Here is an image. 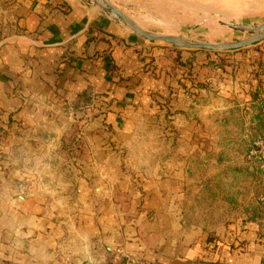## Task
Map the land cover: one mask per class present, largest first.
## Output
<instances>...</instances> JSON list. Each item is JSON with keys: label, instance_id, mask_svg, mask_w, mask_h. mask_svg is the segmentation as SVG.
<instances>
[{"label": "crops", "instance_id": "1", "mask_svg": "<svg viewBox=\"0 0 264 264\" xmlns=\"http://www.w3.org/2000/svg\"><path fill=\"white\" fill-rule=\"evenodd\" d=\"M176 55L87 0H0V114L19 131L10 144L26 148L34 131L42 155L28 168L24 154L17 197L4 181L0 264H264V214L248 208L264 172L246 160L264 137V44L195 54L190 74ZM92 95L102 116L74 141L73 106ZM160 122L162 166L124 171L110 147ZM54 156L79 167L74 185L42 181Z\"/></svg>", "mask_w": 264, "mask_h": 264}, {"label": "rangeland", "instance_id": "2", "mask_svg": "<svg viewBox=\"0 0 264 264\" xmlns=\"http://www.w3.org/2000/svg\"><path fill=\"white\" fill-rule=\"evenodd\" d=\"M113 3L119 5L129 16H131L136 23L141 27L160 34H169L184 36L192 39L196 42H210V43H226V42H237L250 36L247 32L234 29L233 25H257L264 22V0H111ZM238 10V11H237ZM155 48H162L171 52L172 56L174 53L177 55L173 59L175 67H183V71L190 74V60H194L195 54H207L208 56H214L215 61H222L226 55L236 54L240 51L232 52H213L205 50H189V49H178L173 46L163 43H152L147 42ZM261 44H264L261 43ZM260 45V44H259ZM254 47V46H253ZM252 48V47H248ZM188 53L185 57L180 56L181 53ZM179 56V57H178ZM148 57V56H147ZM146 57V58H147ZM151 57V56H150ZM148 57V58H150ZM152 61L148 62L147 65H152ZM183 64V65H181ZM150 71L155 73V69L149 68ZM101 101L95 96L90 98L78 99L73 106V112L77 116L78 126L77 131H74V141L80 140L79 127L83 128L88 125L96 116H102L98 113V107ZM102 107V104H101ZM98 113V114H97ZM48 118H51L48 117ZM158 121V120H157ZM155 131L142 138L140 142H134L129 146L120 148L117 146H111V150L118 157L113 159H120L122 161V168L124 171H132L133 166L136 168H146L147 166L157 167L162 166L164 154L168 150L164 146V142L167 140L166 129L164 130L163 124L155 123ZM34 132V131H33ZM30 133V142H28L26 148L19 143L10 144L15 138L19 137V131H12L9 128V124L5 122L3 114H0V192L7 186L5 182H9L11 185L10 197H17L19 190H23V183L17 175L20 170L24 169V154L27 157L28 168H34L37 163V157L41 158V150L36 148V141L33 139L37 136V133ZM77 133H79L77 135ZM256 137V136H255ZM73 138V137H72ZM17 140V139H16ZM9 142L10 147L6 148ZM178 149L176 145L172 146V150ZM57 151V149H52ZM51 151V152H52ZM116 155V156H117ZM247 160V157H246ZM24 163V164H23ZM47 169L51 172V176L43 179L44 182L54 183L55 185L61 184H75V172L79 167L73 162H61L52 158V161L47 162ZM112 164V163H111ZM254 169L264 172L259 168L253 166ZM135 170V168H134ZM30 170H26L29 172ZM4 178V179H3ZM245 195H234L229 198H238ZM254 204L248 208H253L252 213L254 216L260 217L264 214V193L259 196H253ZM2 202L3 200L0 199ZM235 212H237L235 210ZM216 218L218 220L223 217L226 212H216ZM193 217L204 216L200 212L196 215L192 214ZM8 217V213L0 208V234L4 230L3 221ZM194 221V220H192ZM193 222L192 225H194ZM204 230L209 231L218 229L217 226H204Z\"/></svg>", "mask_w": 264, "mask_h": 264}, {"label": "water", "instance_id": "3", "mask_svg": "<svg viewBox=\"0 0 264 264\" xmlns=\"http://www.w3.org/2000/svg\"><path fill=\"white\" fill-rule=\"evenodd\" d=\"M93 6L99 8L105 16L118 22L127 30L146 42L163 43L178 49L205 50L213 52H232L240 51L248 47L257 46L264 42V22L257 25H231L234 29L248 32L249 37L237 41L226 43L196 42L184 36L160 34L151 32L139 26L136 21L129 16L121 7L111 0H87Z\"/></svg>", "mask_w": 264, "mask_h": 264}, {"label": "built area", "instance_id": "4", "mask_svg": "<svg viewBox=\"0 0 264 264\" xmlns=\"http://www.w3.org/2000/svg\"><path fill=\"white\" fill-rule=\"evenodd\" d=\"M262 113L264 116V109ZM246 157L248 162L257 166L259 169L264 170V139L263 138H255L251 141ZM70 264H78V263L72 262ZM126 264H140V263L136 262V263H126Z\"/></svg>", "mask_w": 264, "mask_h": 264}, {"label": "trees", "instance_id": "5", "mask_svg": "<svg viewBox=\"0 0 264 264\" xmlns=\"http://www.w3.org/2000/svg\"><path fill=\"white\" fill-rule=\"evenodd\" d=\"M263 127H264V125H263ZM257 138H263L264 139V137L263 136H261V137H257ZM250 147V146H249ZM249 150V149H248ZM248 152V151H247Z\"/></svg>", "mask_w": 264, "mask_h": 264}, {"label": "bare ground", "instance_id": "6", "mask_svg": "<svg viewBox=\"0 0 264 264\" xmlns=\"http://www.w3.org/2000/svg\"><path fill=\"white\" fill-rule=\"evenodd\" d=\"M238 11V10H237ZM138 24V23H137ZM139 25V24H138ZM229 26H231V24H228ZM140 26V25H139ZM247 32V31H246ZM248 33V32H247Z\"/></svg>", "mask_w": 264, "mask_h": 264}]
</instances>
